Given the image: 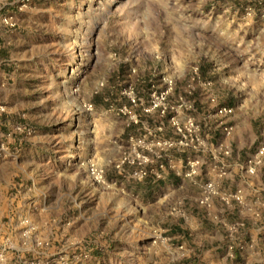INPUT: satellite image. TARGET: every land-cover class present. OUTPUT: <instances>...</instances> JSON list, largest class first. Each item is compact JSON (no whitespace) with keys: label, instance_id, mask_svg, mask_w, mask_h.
I'll return each mask as SVG.
<instances>
[{"label":"rangeland","instance_id":"obj_1","mask_svg":"<svg viewBox=\"0 0 264 264\" xmlns=\"http://www.w3.org/2000/svg\"><path fill=\"white\" fill-rule=\"evenodd\" d=\"M263 139L264 0L0 1V264H202Z\"/></svg>","mask_w":264,"mask_h":264},{"label":"crops","instance_id":"obj_2","mask_svg":"<svg viewBox=\"0 0 264 264\" xmlns=\"http://www.w3.org/2000/svg\"><path fill=\"white\" fill-rule=\"evenodd\" d=\"M256 182H259V179L256 180ZM254 190V196L260 194L259 190ZM251 192V190H248V193ZM234 203L235 205L230 206L224 212V216L229 213H236L238 215L245 213L252 215L255 210L262 211L264 215V208L261 206H253L254 208H252V210H245L240 207L238 202L235 201ZM236 205H238V207H236ZM219 220L221 221V219ZM238 220L239 219L235 217H225L223 218L224 225L219 227L224 230L223 233L219 232L217 236H213L208 229H206L198 234L200 238L198 243H195L192 237L186 240L185 251L189 258L191 256H198L202 259V264L208 259L216 261L218 264H264V223L255 227L253 225L254 223L247 221L248 228L245 229L246 226L241 227L234 235H231L228 225L230 222ZM246 220L250 219L247 218ZM210 242L212 246H209V244H211ZM214 242L218 243L216 244L218 247L215 246L214 248ZM231 247H233V253L230 252ZM196 250L199 252L197 253Z\"/></svg>","mask_w":264,"mask_h":264},{"label":"built area","instance_id":"obj_3","mask_svg":"<svg viewBox=\"0 0 264 264\" xmlns=\"http://www.w3.org/2000/svg\"><path fill=\"white\" fill-rule=\"evenodd\" d=\"M224 109L227 110V107H225ZM259 144L260 145H259L258 149L256 150V155L254 156V158L250 159L249 161H242V165H241L242 170L248 176L255 174L257 172V170L259 169V167L264 164V161H263L264 139ZM222 173L226 174L225 168H223ZM204 183H205L204 188H203L204 194L201 197V201L205 205H208L211 202L210 199L213 196L220 195L219 194L220 192L218 189V185L215 181H208V182L206 181ZM223 197L225 198L224 200L227 202H231V201L235 202L236 201L238 203H241L243 205L241 207L242 209L252 210V208L247 205V203L245 201V196H244V193L242 192V190H240L238 192H227L224 194ZM232 202H231L230 206L233 204ZM244 226H246V222L243 220L230 222V224L228 225L231 235H234V233L236 231H238L239 228L244 227ZM230 252L233 253V247L230 248ZM204 264H218V263L216 261L208 259L205 261Z\"/></svg>","mask_w":264,"mask_h":264},{"label":"trees","instance_id":"obj_4","mask_svg":"<svg viewBox=\"0 0 264 264\" xmlns=\"http://www.w3.org/2000/svg\"><path fill=\"white\" fill-rule=\"evenodd\" d=\"M10 7V6H9Z\"/></svg>","mask_w":264,"mask_h":264}]
</instances>
